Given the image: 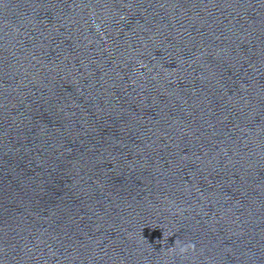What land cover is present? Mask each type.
Segmentation results:
<instances>
[{
  "label": "water",
  "instance_id": "water-1",
  "mask_svg": "<svg viewBox=\"0 0 264 264\" xmlns=\"http://www.w3.org/2000/svg\"><path fill=\"white\" fill-rule=\"evenodd\" d=\"M0 264H264V0H0Z\"/></svg>",
  "mask_w": 264,
  "mask_h": 264
}]
</instances>
